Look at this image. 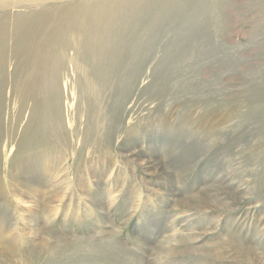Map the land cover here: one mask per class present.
I'll return each mask as SVG.
<instances>
[{
    "label": "rangeland",
    "instance_id": "obj_1",
    "mask_svg": "<svg viewBox=\"0 0 264 264\" xmlns=\"http://www.w3.org/2000/svg\"><path fill=\"white\" fill-rule=\"evenodd\" d=\"M259 258L264 0L0 1V264Z\"/></svg>",
    "mask_w": 264,
    "mask_h": 264
},
{
    "label": "bare ground",
    "instance_id": "obj_2",
    "mask_svg": "<svg viewBox=\"0 0 264 264\" xmlns=\"http://www.w3.org/2000/svg\"><path fill=\"white\" fill-rule=\"evenodd\" d=\"M0 1H6V0H0ZM20 2H21V0H19ZM24 2L25 1H47V0H23ZM71 2V1H70ZM101 3V2H100ZM218 3V2H217ZM106 4V3H105ZM108 4V3H107ZM137 4V3H136ZM118 5V4H117ZM79 6H81V5H79ZM92 8V7H91ZM49 9V8H48ZM101 9V8H100ZM114 9V8H113ZM117 9V8H116ZM110 11V10H109ZM183 12V11H182ZM31 16V15H30ZM33 21V20H32ZM104 21V20H103ZM142 22V21H141ZM3 23V22H2ZM137 24H138V22H137ZM26 27V26H25ZM117 32V31H116ZM139 32V31H138ZM120 33V32H119ZM73 35V34H72ZM33 38V37H32ZM51 38V37H50ZM40 47V46H39ZM41 79V78H40ZM123 109V108H122ZM262 109V108H261ZM15 123H16V121H15ZM35 125V124H34ZM9 126V125H8ZM82 127V126H81ZM8 130V129H7ZM10 131V130H9ZM64 132V131H63ZM7 135V134H6ZM15 135V134H14ZM86 138V137H85ZM228 141V140H227ZM8 144V143H7ZM214 144V143H213ZM80 147V146H79ZM140 153V152H139ZM9 157H10V155H9ZM181 157V156H180ZM9 160V159H8ZM148 161V160H147ZM147 163V162H146ZM142 164H144L143 162H142ZM205 182V181H204ZM233 183V182H232ZM196 184V183H195ZM244 184H238L237 186H236V188H237V191H240L241 189H242V186H243ZM219 186V185H218ZM213 187V186H212ZM30 188H31V185H30ZM27 189V188H26ZM33 189V188H32ZM34 190V189H33ZM36 190V189H35ZM237 191H234L235 193H237ZM31 193V192H30ZM227 193V192H226ZM32 194H33V192H32ZM31 194V195H32ZM36 194H37V192H36ZM35 194V195H36ZM228 194H229V197L230 198H232V200H235V201H238V202H241V201H244L245 200V197H239V196H235V195H233V193H231V192H228ZM200 196V195H199ZM193 197V196H192ZM201 197V196H200ZM31 198H32V196H31ZM203 198V197H202ZM202 198H200V199H202ZM25 199V198H24ZM194 200V199H193ZM204 200V199H203ZM22 201H23V198H22ZM21 201V202H22ZM36 201H37V199H36ZM195 201V200H194ZM32 203V202H31ZM207 203V202H206ZM216 203V202H215ZM235 204H238V203H235ZM202 205V204H201ZM207 205H209V204H207ZM224 205V204H223ZM240 205V204H239ZM258 205V204H257ZM33 206V205H32ZM39 206V205H38ZM195 206H197V205H195ZM225 206V205H224ZM37 207V206H36ZM187 207V206H186ZM198 207H201L200 205H198ZM226 207V206H225ZM206 208V207H205ZM192 209V208H191ZM199 210V209H198ZM192 211V210H191ZM203 211V210H202ZM195 212V211H194ZM35 219V218H34ZM38 220V219H37ZM36 221V220H35ZM37 228V227H36ZM33 232V231H32ZM107 234V233H106ZM105 234V235H106ZM32 236H33V234H32ZM38 236V235H37ZM34 238V237H33ZM65 240H66V238H64ZM34 241H35V239H34ZM107 241V240H106ZM68 242V241H67ZM103 242V241H102ZM43 243V242H42ZM105 244V243H104ZM36 245V244H35ZM50 245V244H49ZM106 245H108L107 243H106ZM218 245V244H217ZM67 246V245H66ZM51 247H54V245H52ZM76 247V246H75ZM236 247V246H235ZM25 248H26V246H25ZM31 249V248H30ZM33 249H34V247H33ZM32 249V250H33ZM77 249H79V248H77ZM11 250V249H10ZM46 250V249H45ZM54 250V249H53ZM57 250V249H56ZM232 250V249H231ZM253 250V249H252ZM34 251V250H33ZM50 251H51V253L53 252L52 251V249H50ZM76 251V250H75ZM74 251V252H75ZM186 251V250H185ZM36 252H38V251H36ZM48 252H49V250H48ZM55 252H57V251H55ZM77 252V251H76ZM200 252V251H199ZM17 253V252H16ZM31 253V252H30ZM73 253V252H72ZM79 253V252H78ZM192 253H194V252H192ZM254 253H256V252H254ZM38 254V253H37ZM43 254V253H42ZM55 254V253H54ZM186 254V253H185ZM237 254V253H236ZM8 255V254H7ZM16 255V254H15ZM14 255V256H15ZM33 255V254H32ZM36 255V254H35ZM52 255V254H51ZM75 255V254H74ZM82 255V254H81ZM8 256H10V255H8ZM12 257H13V255H11ZM10 256V257H11ZM18 256V255H17ZM39 256V255H38ZM38 256H37V258H38ZM55 256V255H54ZM58 256V255H57ZM73 256V255H72ZM240 256V255H239ZM249 256V255H248ZM30 257V256H29ZM53 257V256H52ZM51 257V258H52ZM60 257V256H59ZM58 257V259H60ZM64 257V256H63ZM68 257V256H67ZM31 258V257H30ZM56 258V257H55ZM55 258H53V259H55ZM81 258V257H80ZM83 258V257H82ZM2 259V258H1ZM10 259V258H9ZM36 259V258H35ZM70 259V258H69ZM228 259V258H227ZM22 260V259H21ZM56 260V259H55ZM54 260V261H55ZM64 260H66V259H64ZM9 261V260H8ZM16 263H17V261L16 260H14ZM72 261V260H71ZM254 261H255V259H254ZM258 261H259V263H261V264H263L262 263V259L261 258H259L258 259ZM18 262H20V261H18ZM22 263H23V261H21ZM20 262V263H21ZM50 262V261H49ZM65 262V261H64ZM68 262V261H67ZM74 262H76L75 261V259H74ZM12 263V262H11ZM21 263V264H22ZM47 263H48V261H47ZM51 263H53V262H51ZM50 263V264H51ZM240 263V262H239ZM32 264V263H31ZM55 264H56V261H55ZM63 264V263H62ZM64 264H66V263H64ZM238 264V263H237ZM252 264V263H251Z\"/></svg>",
    "mask_w": 264,
    "mask_h": 264
}]
</instances>
